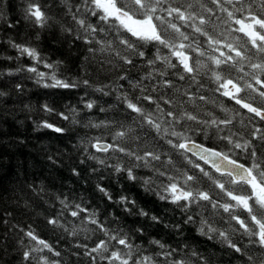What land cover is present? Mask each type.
Returning a JSON list of instances; mask_svg holds the SVG:
<instances>
[{
    "label": "clouds",
    "instance_id": "9594fccd",
    "mask_svg": "<svg viewBox=\"0 0 264 264\" xmlns=\"http://www.w3.org/2000/svg\"><path fill=\"white\" fill-rule=\"evenodd\" d=\"M192 4L0 0V264H264V0Z\"/></svg>",
    "mask_w": 264,
    "mask_h": 264
},
{
    "label": "snow or ice",
    "instance_id": "6c2138e0",
    "mask_svg": "<svg viewBox=\"0 0 264 264\" xmlns=\"http://www.w3.org/2000/svg\"><path fill=\"white\" fill-rule=\"evenodd\" d=\"M192 7H193V11H194L195 10L194 0H193ZM185 19H187V17H185ZM201 23H203V21H201ZM239 23L241 26V31L247 33L248 37L251 38L253 44H257L258 42H264V34H261L260 32L255 31L253 25L245 24L243 21H239ZM256 23L264 25V22H262V21H257ZM176 55L181 57L184 60L185 64L187 65V63H188L187 57H185L183 55V53L177 52ZM237 55H239V53H237ZM244 71H247V67H245ZM254 71H259L261 73L259 81L252 79L251 77H249V79L251 80L253 86H255L256 83H260V85H261L260 91H261V93H264V64L257 66V68L254 69ZM243 74H244L243 72L240 73V75H243ZM231 83L232 82L229 81V83L225 84L224 87L228 88L231 85ZM237 91H239V89H237ZM228 94H231V93H228ZM245 107L247 108V107H249V105H245ZM252 110L255 111V109H252Z\"/></svg>",
    "mask_w": 264,
    "mask_h": 264
},
{
    "label": "trees",
    "instance_id": "16d2710c",
    "mask_svg": "<svg viewBox=\"0 0 264 264\" xmlns=\"http://www.w3.org/2000/svg\"><path fill=\"white\" fill-rule=\"evenodd\" d=\"M201 39L203 40V38L201 37Z\"/></svg>",
    "mask_w": 264,
    "mask_h": 264
}]
</instances>
